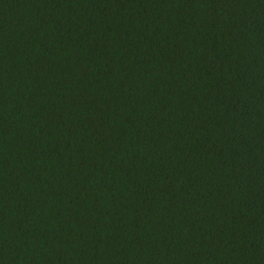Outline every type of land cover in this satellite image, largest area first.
Wrapping results in <instances>:
<instances>
[{"label": "trees", "instance_id": "trees-1", "mask_svg": "<svg viewBox=\"0 0 264 264\" xmlns=\"http://www.w3.org/2000/svg\"><path fill=\"white\" fill-rule=\"evenodd\" d=\"M0 264H264V0H0Z\"/></svg>", "mask_w": 264, "mask_h": 264}]
</instances>
